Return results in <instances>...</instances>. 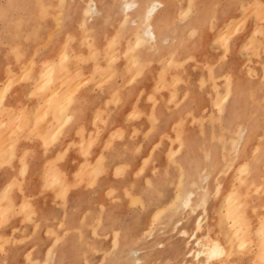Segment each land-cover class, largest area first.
<instances>
[{
  "label": "crops",
  "instance_id": "obj_1",
  "mask_svg": "<svg viewBox=\"0 0 264 264\" xmlns=\"http://www.w3.org/2000/svg\"><path fill=\"white\" fill-rule=\"evenodd\" d=\"M96 1L102 7V13L96 19L94 31H89V35H93L95 39L93 41L91 38L86 41L81 39L83 31L79 28L78 22L83 1L68 0L63 12L64 21L60 32L53 38L50 46L33 58L35 64L32 71L27 74V81L14 83L2 100L4 109L1 108V111L4 110V114L0 111V116L8 114V118L5 116L3 121L5 118L7 120L0 121L3 122V125H0V149L4 148L0 150V199L2 198L0 209L4 205L3 211L12 210H9V221L0 228V234L10 239L25 237L27 240H38L37 255H43L53 239L52 235L46 234L48 229L59 231V223L69 224L71 227L75 225L79 220L81 209L86 206L83 203L93 199L94 196L100 199L97 201H103L110 185L119 186L121 189L122 183L129 180L134 182L133 190L139 194L144 192L145 177H149L155 185L165 181L162 177L161 180L154 178L152 169H157L155 172L160 176L165 174L175 176L177 170L169 162V157L176 148L178 149L176 129H179L180 137H178L181 141L184 139L187 145L185 154L191 151L188 144L191 141L186 134L188 132L183 130V122L175 117L176 109L173 106L175 101L171 100L173 93L170 89L162 91L156 89L158 61L163 58L168 59V55L170 56L168 60L171 61L175 48L173 57L179 61L190 55L195 57L196 61H204L201 57V49L209 39L210 30L214 31L210 25H219L218 0H163L164 7L154 20L155 29L161 36L158 39L161 47L159 51L148 43L139 47L136 45V39L132 37L135 26L121 23L122 0ZM42 27L41 32H46L53 27V24L46 23ZM65 35L72 38L69 47L74 52L81 51L86 58L88 57L86 49L89 46L87 42H92L94 47L102 49L99 63L106 68L104 71L108 69L106 66L110 65L111 55L105 53V49L110 45L112 48H119L121 58L115 63L117 74L111 78H108V73L104 71L91 75L93 65L92 62H87L81 66L85 75L82 79L78 76L80 72L76 71L75 59H72L55 73L53 85L39 88L38 83L41 84L43 80L38 76L43 68L42 61L47 58L56 59V52L61 49L62 44L64 45V39L68 38ZM163 36H167L168 39L164 41ZM115 42L116 47H114ZM129 45L136 48V53L138 51L141 54L128 55L131 63H133L131 57L135 55L140 60V65L132 69V72L128 71V61L122 57L124 56L122 52ZM33 47L31 46L27 54V64ZM209 60L211 63L214 62L213 54ZM5 65L6 61L0 60L1 83L6 77ZM174 74V71L169 73L166 80L169 81ZM90 77L92 78L89 79ZM83 81L85 83H81ZM72 82L74 85L70 84ZM59 83L62 85L59 86ZM190 94V98L197 96L196 93ZM182 96L183 88H179L177 100H181ZM190 108L194 112L200 110L199 105L193 102ZM178 110L179 113H183V103ZM20 114L22 117L18 119ZM14 117L17 120H13ZM47 125L49 127H46ZM185 128L190 126L187 125ZM179 150L183 153V147ZM145 159L148 161L144 165L142 163ZM181 162L183 163V157ZM141 168L143 172L133 178V174ZM118 172L119 175H116ZM89 181L93 183L92 186L88 185ZM167 181L169 183L170 179ZM68 186L69 190H67ZM263 204L264 196L253 199L249 205V217L253 219L251 224L253 223L254 226L253 232L249 229L246 240L251 237L249 233H252V237L255 234V239H258V231L255 230H258L256 226L259 225V220L258 217H253L251 212L256 206ZM260 213L264 216V211ZM193 219L194 217L189 226L185 224L187 228L193 227ZM216 220L218 227L220 221L218 215ZM209 229L207 225V230L199 231L198 234L203 235L208 232L212 236L218 232L217 230L214 233ZM186 239L184 237V240ZM31 245V243L26 244L21 254ZM236 246L237 251L245 249L237 244ZM255 248L254 252L260 251L258 250L260 248ZM233 262H235L233 264H246V258L233 259Z\"/></svg>",
  "mask_w": 264,
  "mask_h": 264
},
{
  "label": "rangeland",
  "instance_id": "obj_2",
  "mask_svg": "<svg viewBox=\"0 0 264 264\" xmlns=\"http://www.w3.org/2000/svg\"><path fill=\"white\" fill-rule=\"evenodd\" d=\"M260 1L259 3V0H218L219 25H210L214 31L210 30L209 39L201 49L203 62L196 61L191 55L175 64H167L169 58L158 61L160 70L156 89L158 91L171 90L173 93L171 100L175 101L173 103L176 109L175 117L178 121H183V130L188 132L186 134L191 141L188 143L191 151L185 154L187 145H181L177 136L179 129H176V140L179 147L169 157V162L177 170L175 176L166 174L160 176L155 172L157 169H153L154 178L161 180L162 177L165 181H160L159 185H155L149 177H145L142 199L136 198L135 194L138 193L133 190L135 184L129 180L122 183L121 189L119 186L110 185L103 201H97L100 199L93 195V199L83 203L86 206L81 209L79 220L75 225L71 227L69 224L59 223V231L53 229L46 231V234L52 235L53 239L43 255L36 254L38 240H27L25 237L10 239L0 234V264H46L51 252L54 254V259H60V264H133L132 257L136 258L137 255L132 254V257L126 255L129 248L140 250L138 253L141 258L140 264H192L190 263L191 257L186 256L190 244H187L184 237L177 234L178 232L172 227L173 222L181 218L180 211L173 205L166 204L175 193L182 167L184 171L190 173L189 177H191V174L200 166L209 164L212 173L209 190L212 192L216 181L222 183L220 192L217 195L211 193L209 197L205 228L202 230H207V225H209L212 232H217V215L219 211L222 210L224 214L226 210V207L221 206L220 200L226 189L232 187L242 193L243 204L239 209L242 211V217L244 216L250 232H253L254 224H251L253 219L249 217V205L253 199L264 196V7L258 10L264 5V0ZM67 2L68 0H0V60L6 61V68L18 70L21 81H27V74L32 71V66L35 64H33V58L41 50L50 46L53 38L60 32L64 21L63 11L67 7ZM259 4L262 5L258 6ZM46 23H52L53 27L46 32H41L42 26ZM79 28L83 31L82 27L79 26ZM221 30L222 34L219 32ZM83 36L84 41L90 38L87 31H84ZM229 36H231L230 39ZM71 39L68 37L65 43L72 57L69 56L63 62L61 60V63L59 61L60 65L57 69L60 71L65 63L75 59L77 70L82 74L79 76L83 79L85 75L82 73L81 66L87 62H92V65L95 62L99 63L102 49H96L97 53L94 55L95 49L87 47V61L84 56L76 60L73 56V49L69 47ZM31 46L34 47L28 69L26 67L27 54ZM110 48L105 49L112 55H110L112 59L109 63L115 61L110 64L111 68L108 67V69H114L107 72L108 78L117 74L115 63L121 58L120 49L111 48L112 51H110ZM212 54L214 55L213 63L209 60ZM122 57H126L125 60L128 61V71L137 67L130 62L129 57L126 55ZM21 68L23 69L20 70ZM20 71L24 73L21 74ZM94 71L91 75H94ZM173 71L175 74L171 75L170 80L167 81L166 77ZM102 72L100 70L94 73ZM227 74L230 75L232 85L235 87L234 92L228 100L218 105L214 102L215 92L219 91L222 96ZM179 88H183V96L178 101ZM190 93H196L197 96L190 98ZM192 102L199 105L198 112L190 108ZM181 103H183V113H179L178 110ZM238 122L246 126L247 140L241 146L240 153L236 155L231 150V136ZM187 125L190 128H185ZM183 133L185 135V132ZM255 146H257L256 150L253 149ZM182 147L183 153L179 150ZM182 157L183 163L181 162ZM244 157L249 159L251 166L247 171H240L238 162ZM255 159L257 162H253ZM147 161L145 159L143 164L145 165ZM141 172H143L142 168L133 174V178ZM252 178L254 184L251 183ZM169 179L170 182L167 183ZM88 185L92 186L93 183L90 182ZM0 200L2 201V198ZM154 204L161 205L160 208H162L158 210ZM261 206H256L255 211L251 212L253 217L257 218V214H262L260 212L264 211V204ZM9 210L2 214V209H0V228L8 223ZM155 212L156 214L152 215ZM98 213L101 217L99 221L96 219ZM228 216L226 220L230 221V216ZM186 217L183 225L189 226L194 215L189 214ZM118 227L122 228L123 232H121L119 245L114 247L113 235ZM30 243L31 247L21 254L25 245ZM254 247L255 245H248L247 248L236 251L232 258L234 260L246 258V264H263L264 261L261 260L260 254L264 253V250L262 251L264 244L261 245L259 252H254ZM84 259H87V262Z\"/></svg>",
  "mask_w": 264,
  "mask_h": 264
},
{
  "label": "bare ground",
  "instance_id": "obj_3",
  "mask_svg": "<svg viewBox=\"0 0 264 264\" xmlns=\"http://www.w3.org/2000/svg\"><path fill=\"white\" fill-rule=\"evenodd\" d=\"M63 1V0H61ZM83 1V4L81 6V13H80V20H79V26L83 28V33L84 31H94L95 29V25H96V19L99 15H101L102 13V7L98 5L97 1L96 0H82ZM261 1L259 0V3ZM121 4V9H122V14H123V17H122V24L125 25V24H130V25H134L135 28H134V31L132 32V37L135 38L137 40H135V43L136 45L139 47L141 45H143L144 43H148V44H151L154 47V49L156 51H159L161 50L160 46H159V43H158V39L161 37L159 35V33L157 32V30L155 29V26H154V20L157 16V14L163 9L164 7V1L163 0H122V2L120 3ZM262 4H259L258 6H260ZM120 6V5H119ZM241 7V6H240ZM262 8L259 7L258 10H262L264 5L261 6ZM65 10V9H64ZM120 10V9H119ZM251 10V9H250ZM264 10V9H263ZM59 12V11H58ZM64 12V11H63ZM55 17V16H54ZM262 17V16H261ZM257 18V17H256ZM263 18V17H262ZM59 19V18H58ZM229 22H227L228 24ZM161 24V23H160ZM226 24V23H225ZM226 24V25H227ZM56 25V24H55ZM225 25V26H226ZM229 25V24H228ZM161 27V26H160ZM228 27V26H227ZM221 28V27H220ZM223 28V26H222ZM133 29V28H132ZM225 29V27H224ZM159 30V29H158ZM220 34H222V30L219 31ZM68 33V32H67ZM224 33V31H223ZM82 34V33H81ZM164 34V33H163ZM227 34V32H226ZM232 34V33H230ZM88 35V34H87ZM119 35V34H118ZM229 34H227L228 36ZM66 36V35H65ZM69 36V34H68ZM66 36V37H68ZM83 35H81L82 37ZM85 36V35H84ZM83 36V37H84ZM227 36H225V40H227ZM64 37V38H66ZM71 37V36H70ZM86 37V36H85ZM89 37L91 38V40L93 41L95 38L93 35H89ZM117 37V36H116ZM164 37V36H163ZM231 36H229V39H230ZM26 38V37H25ZM89 38V39H90ZM253 38V37H252ZM68 39V38H67ZM67 39H64V40H67ZM82 39V38H81ZM84 39V38H83ZM113 39V38H112ZM164 41H166L168 39L167 36H165L164 38ZM217 39V38H216ZM87 40V39H86ZM117 40V38H116ZM126 41V40H125ZM217 41V40H216ZM134 42V40H133ZM220 42V41H218ZM249 42V41H247ZM70 43V41H69ZM113 43V42H112ZM86 44H88V48L90 49H95L94 50V55H96L97 51L96 47L93 46V43L91 42H87ZM85 44V45H86ZM108 44V43H107ZM114 44V43H113ZM116 42H115V46L116 47ZM130 44V43H129ZM106 46V44H104ZM132 45V43H131ZM131 45L127 46V48L122 52L123 55H126L128 57V55L130 54H133V53H136V48H132ZM134 45V46H136ZM15 46V45H14ZM104 46V47H105ZM111 46V45H110ZM109 46V47H110ZM133 46V45H132ZM246 46V45H245ZM264 46V45H263ZM146 47V45H145ZM229 47V46H228ZM13 48V47H12ZM107 48V47H106ZM112 48V47H111ZM110 48V49H111ZM89 49V50H90ZM109 49V50H110ZM113 49V48H112ZM112 49L110 51H112ZM229 49V48H228ZM104 50V48H103ZM108 50V51H109ZM119 50V48H118ZM242 50V48H241ZM74 51V50H73ZM92 52V50H90ZM117 51V50H116ZM176 51V48L173 49V53ZM99 52V50H98ZM104 52V51H103ZM105 52H107L105 50ZM89 53V51H88ZM108 54L110 52H107ZM138 53V51H137ZM136 53V54H137ZM173 53H172V56L170 58L171 61L168 60V64H175L177 62H181V61H178L177 59H175L173 57ZM84 53H82L81 51H76L73 53V56L74 58L76 57V60H78L77 58H82V56ZM91 54V53H89ZM113 54V53H112ZM139 54V53H138ZM104 55V54H103ZM121 55V53H120ZM141 54H139L140 56ZM55 58L56 59H50V58H47V59H44L42 61V69L40 71V75L38 76H41V78L43 79L38 85H39V88H44V87H47V86H51L54 84V78H55V73L58 71V67L61 63V60L62 62L67 60L69 58V51L67 49V46H66V43H64V45L62 44V48L59 49L56 54H55ZM109 56V55H108ZM112 56V55H111ZM72 57V56H70ZM170 56L168 55V58ZM104 58V56H103ZM126 58V57H125ZM133 58V59H132ZM220 58V57H219ZM84 59L86 60V56L84 57ZM90 59V57L88 58ZM111 59L110 58V61L111 62ZM114 59V58H113ZM117 59V58H116ZM30 60V59H29ZM118 60V59H117ZM131 60H133V65L137 66V65H140V60H139V57L137 55L131 57ZM185 60V59H184ZM183 60V61H184ZM60 61V63H59ZM80 61V59H79ZM87 61V60H86ZM84 61V62H86ZM115 61V60H114ZM114 61L112 63H114ZM127 61V59H126ZM165 61V60H164ZM28 63V61H27ZM82 63V61H81ZM110 63V64H112ZM126 63V62H125ZM23 64V63H21ZM30 64V63H29ZM27 64V65H29ZM34 64V62H33ZM64 64V63H63ZM165 64V62H164ZM180 64V63H179ZM7 65V63H6ZM5 65V66H6ZM10 65V64H9ZM24 65V64H23ZM26 65V67L28 68V66ZM76 65V63L74 64ZM127 65V64H126ZM193 66V65H192ZM34 67V65L32 66ZM77 67V66H76ZM75 67V68H76ZM106 67H110L111 68V65H107ZM211 67V66H209ZM24 68V67H23ZM23 68H21L20 70H22ZM26 68V70H27ZM93 70H95L96 72H100L101 71H104V69L106 68H103V66H101V64H99L98 62H95L93 64ZM161 68V67H160ZM29 69V68H28ZM165 69V68H163ZM161 69V70H163ZM167 69V68H166ZM6 72V77L4 78L5 81L3 83L0 82V111L2 110L1 108L4 109V106L2 107V100L6 94V92L11 88V86L14 84V83H17V82H20V73L18 70H13L11 68H6L5 69ZM25 70V71H26ZM71 70V69H70ZM109 70L111 69H107V71H104V72H108ZM114 69H112L111 71H113ZM160 70V69H159ZM208 70V68H207ZM39 71V70H38ZM78 71V70H76ZM94 71V72H95ZM165 71V70H164ZM21 74L22 71H20ZM75 72V71H74ZM80 72L81 74V71H78V73ZM93 72V74H95ZM132 72V71H131ZM135 72V71H134ZM83 73V72H82ZM112 73V72H111ZM115 73V72H114ZM228 73V72H226ZM70 74V72H69ZM77 74V72H76ZM78 74V76L80 75ZM99 74V73H98ZM106 74V73H105ZM134 74V73H133ZM132 74V75H133ZM138 74V73H136ZM263 74V73H262ZM60 75V74H59ZM82 75V74H81ZM180 75V74H178ZM256 75V74H255ZM254 75V76H255ZM30 76V75H29ZM87 76V75H86ZM100 77L102 75H99ZM111 76V74H110ZM81 77V76H80ZM99 77V78H100ZM161 77V76H160ZM92 77H90L89 79H91ZM110 78V77H109ZM30 79V78H28ZM38 79V78H37ZM59 79V78H58ZM164 79V78H162ZM183 79V78H182ZM40 80V79H38ZM56 80V79H55ZM60 80V79H59ZM130 80H131V77H130ZM165 80V79H164ZM62 81V80H61ZM92 81V80H91ZM99 81V80H98ZM157 81V80H156ZM155 81V82H156ZM76 82V81H75ZM85 82L87 83V81L85 80ZM84 81L81 82V83H85ZM96 82V81H95ZM94 82V83H95ZM105 82V81H104ZM163 82V81H162ZM166 82V81H165ZM164 82V83H165ZM63 83V82H62ZM61 83V85H62ZM77 83V82H76ZM99 83V82H98ZM97 83V84H98ZM127 83V82H126ZM70 84H73L70 83ZM60 83H59V86H61ZM74 85V84H73ZM72 85V86H73ZM37 86V85H36ZM35 86V87H36ZM77 86V85H76ZM165 86V85H164ZM65 87V86H63ZM62 87V88H63ZM71 87V85H70ZM50 88V87H49ZM53 88V87H52ZM58 88V87H57ZM215 88V87H214ZM234 88L233 85H232V81L230 79V75L227 74L226 76V86H225V89H224V92L222 93V96H220V92H215V99H214V102L218 103V105H220L223 101L225 100H228L230 98V96H232L233 92H234ZM33 89H34V86H33ZM32 89V90H33ZM68 89V88H67ZM72 89V88H71ZM65 93V92H64ZM113 93H117V92H113ZM112 93V94H113ZM31 94V93H30ZM40 94V93H38ZM37 94V95H38ZM44 94V93H43ZM50 94V93H48ZM149 94V93H148ZM209 94V93H208ZM62 95V94H61ZM118 96V95H117ZM47 97V95H46ZM138 97V96H137ZM136 97V98H137ZM135 98V99H136ZM61 99V98H59ZM58 99V100H59ZM112 99V98H111ZM64 100V99H63ZM111 101V100H110ZM117 101V100H116ZM115 101V102H116ZM179 101V100H178ZM114 102V103H115ZM137 102V101H136ZM59 102H57L58 104ZM61 103V102H60ZM63 103V101H62ZM107 104V103H106ZM134 104V103H133ZM214 104V103H212ZM65 105V104H64ZM176 105V104H175ZM217 105V104H216ZM46 107V106H45ZM44 107V108H45ZM10 108V107H9ZM134 108V107H133ZM136 108V107H135ZM230 108H232L230 106ZM6 109V108H5ZM20 109V108H19ZM25 109V107L23 106V110ZM43 109V108H42ZM98 109V108H97ZM220 111H222L221 108H219ZM103 110V109H102ZM139 110V109H138ZM203 110V109H202ZM4 111V110H3ZM1 111V113L3 112ZM13 111V110H12ZM17 111V110H16ZM19 111V110H18ZM36 111V110H35ZM51 111V110H49ZM48 111V112H49ZM140 111V110H139ZM7 112V110L5 111ZM48 112H47V117L49 116L48 115ZM52 112V111H51ZM49 112V113H51ZM69 112V111H68ZM131 112V110H130ZM190 112V111H188ZM14 113V112H13ZM12 113V115H14ZM22 113V112H21ZM59 113V112H58ZM132 113V112H131ZM187 113V112H186ZM211 113V112H209ZM4 114V112H3ZM6 114V113H5ZM36 114V113H35ZM39 114V113H38ZM52 114V113H51ZM130 114V113H129ZM11 115V117H12ZM25 115V113H24ZM53 115V114H52ZM5 116H7L8 118V114H6ZM3 116V117H5ZM37 116V115H35ZM199 116V115H198ZM3 117L0 116V121H3ZM9 116V118H11ZM17 117V116H16ZM22 117V114L18 115V119H20ZM24 117V116H23ZM39 117V116H37ZM46 117V118H47ZM66 117V116H65ZM94 117V116H93ZM206 117V116H205ZM25 118V117H24ZM72 118V117H71ZM181 117H179L180 119ZM198 119V117H196ZM13 120L16 119L15 117L12 118ZM65 120V118H63ZM183 120L185 118H182ZM194 119V118H193ZM200 119V118H199ZM198 119V120H199ZM203 119V118H202ZM5 120H7L5 118ZM4 120V121H5ZM10 120V119H9ZM9 120L7 121L9 123ZM12 120V121H13ZM17 120V119H16ZM63 120V121H64ZM3 121V122H4ZM11 121V122H12ZM62 121V122H63ZM2 122V123H3ZM6 122V123H7ZM94 122V121H93ZM183 122V121H182ZM2 123H0V125H3ZM20 123V122H19ZM60 123V122H59ZM176 123V122H175ZM35 124V123H34ZM49 124V123H48ZM5 125V124H4ZM16 125V124H15ZM14 125V126H15ZM40 125V123H39ZM38 126V125H37ZM45 126V124H44ZM60 126V125H59ZM46 127H49L48 125ZM14 128V127H13ZM36 129V128H35ZM38 129V128H37ZM41 129V132H42V127L40 128ZM39 129V130H40ZM45 129V128H43ZM81 129V128H80ZM99 129V128H98ZM4 130V129H3ZM2 130V131H3ZM55 130V129H54ZM53 130V132H54ZM178 130V129H177ZM264 130V129H263ZM6 131V130H5ZM4 131V132H5ZM10 132V130H8ZM6 131V132H8ZM79 131V130H78ZM123 131V130H122ZM20 132V131H19ZM38 132V131H37ZM40 132V133H41ZM118 132V131H117ZM246 132H247V128L246 126H244L241 122H238L234 128V130L232 131V136H231V147L233 150V152L237 155L238 153H240V148L241 146H243V144L245 143V141L247 140V135H246ZM78 133V132H76ZM116 133V131H115ZM114 133V134H115ZM145 133V132H144ZM119 134V133H118ZM7 135V134H6ZM5 135V136H6ZM18 135V134H17ZM37 135V133H36ZM41 135V134H40ZM50 135V133H49ZM52 135V134H51ZM113 135V134H111ZM1 136V135H0ZM35 136V135H34ZM179 133H178V135ZM219 136V135H218ZM2 137H4L2 135ZM22 137V136H21ZM29 137V136H28ZM178 137V140L179 142L182 144H185L184 142V139L183 141H181V139ZM259 137V136H257ZM262 137V136H260ZM13 138V136H12ZM10 137V139H12ZM41 138V137H39ZM44 138V137H43ZM175 138V136H174ZM3 139V138H2ZM259 139V138H258ZM257 139V140H258ZM73 140V139H72ZM84 140V139H83ZM3 141V140H2ZM16 141V140H15ZM14 141V142H15ZM259 141V140H258ZM11 142V141H10ZM71 142V141H70ZM73 142V141H72ZM81 142V141H80ZM109 142V141H108ZM2 143V142H1ZM4 143V142H3ZM2 143V144H3ZM17 143V141H16ZM49 144V143H48ZM7 145V144H6ZM68 145V144H67ZM179 147V145L177 146ZM3 148V147H2ZM1 148V149H2ZM257 146H255V148H253L254 150H256ZM0 149V150H1ZM4 149V148H3ZM224 149V148H223ZM45 150V149H44ZM177 148L174 150L176 151ZM24 151V150H23ZM26 151V150H25ZM173 151V153H174ZM4 152V151H3ZM223 153V152H222ZM7 154V153H6ZM207 154V153H205ZM235 155V156H236ZM234 156V157H235ZM6 157V156H5ZM9 157V156H8ZM209 157V156H208ZM58 158V157H57ZM258 159V158H257ZM257 159L253 160V162H255ZM249 159L247 158H242L241 161L238 162V168L240 171H247L249 169V166L250 163L248 161ZM86 161V160H84ZM175 161V160H174ZM1 162V161H0ZM25 162V160H24ZM177 162V161H176ZM257 162V161H256ZM50 163V162H49ZM233 163V162H232ZM1 164V163H0ZM143 164V163H142ZM122 165V164H121ZM229 165V164H228ZM232 164H230L231 166ZM119 166V165H117ZM264 166V164H263ZM46 167V166H45ZM156 167V166H155ZM224 167V166H223ZM42 168V167H41ZM157 168V167H156ZM237 168V166H236ZM89 169V168H88ZM235 169V168H234ZM45 170V169H44ZM90 170V169H89ZM88 170V171H89ZM139 170V169H138ZM153 170V169H152ZM155 170V169H154ZM228 169H226L227 171ZM79 171V169H78ZM63 172V171H62ZM220 172V171H219ZM88 173V172H87ZM155 173V172H154ZM226 173V172H224ZM50 174V173H49ZM83 174V172H82ZM123 174V173H122ZM211 167L209 166V164L207 165H203V166H200L198 169L195 170V172L193 174H191L192 176L189 177L190 173H187L186 171L183 170V167L181 168V171H180V174H179V177H178V180H179V183H178V186L175 190V193L167 200L166 204L167 205H173L176 209H178L180 211V214H181V218L180 219H177L175 222H173L172 224V227L173 229H175L181 236L183 237H186V241H187V244H190V249L189 251L187 252L186 256L187 257H191V262L192 264H233L235 262H233V258L232 256L234 255V253L237 251L235 250L236 249V244L239 245L240 248H247L246 246L250 245V246H257L258 248H261V245L264 244V216L262 214L258 215L257 214V217H258V220H259V225L256 226V229L258 230H255L258 231V239H255V234L253 235L252 237V233L249 234V237L250 239L249 240H246L247 237H248V232H249V226L246 224V222L244 221V216L242 217V211H240V206L243 204L242 200H241V197H242V193L238 190V189H235V188H232V187H229L226 189L225 193L222 195V199L220 200V203H221V206L223 207H226L225 209V212L224 214L222 213V210L219 211L218 213V217H219V225H218V234L216 233L215 235L213 234L212 236L207 232L203 235H199L198 232L199 231H202L203 228H205V214L208 210V203H209V197L212 194L214 195H217L220 190H221V187H222V183L220 181H216L215 182V185H214V188L212 190V192L209 190V180H210V176H211ZM218 175V174H217ZM233 175V173H232ZM231 175V176H232ZM90 176V175H89ZM216 176V175H215ZM237 176V175H236ZM189 177V178H187ZM82 178V177H81ZM216 177H214L215 179ZM45 179V178H44ZM149 179V178H148ZM236 179V177H235ZM77 181V179H76ZM75 181V182H76ZM91 181V180H90ZM89 181V182H90ZM234 181V180H233ZM73 182V184L75 183ZM251 183L254 184L253 182V178L251 180ZM46 184V183H45ZM87 184V183H86ZM232 185V184H231ZM250 185V184H249ZM233 186V185H232ZM236 186V185H235ZM248 187V186H247ZM18 188V187H17ZM69 190V186H68V189ZM128 191V190H126ZM254 191V190H253ZM262 192V191H261ZM108 193V192H107ZM129 193V192H128ZM144 193V192H142ZM142 193H139V194H135L137 195L136 198H141V197H144ZM249 193V192H248ZM1 197V196H0ZM133 197V196H132ZM243 198V197H242ZM142 199V198H141ZM245 199V198H244ZM245 201V200H243ZM246 202V201H245ZM143 203V202H142ZM247 203V202H246ZM30 204V203H29ZM28 205V204H27ZM26 205V206H27ZM4 206V205H3ZM3 206L1 209H3ZM23 206V205H22ZM21 206V207H22ZM155 207L159 209L161 205H156L154 204ZM220 206V205H219ZM1 207V205H0ZM263 207V206H261ZM8 208V207H7ZM256 208V207H255ZM8 210V209H7ZM5 210V211H7ZM12 210V209H11ZM10 210V211H11ZM3 211V210H2ZM3 211L4 213L2 214H5L7 212ZM34 211V210H33ZM255 211V210H254ZM9 212V211H8ZM244 212V211H243ZM18 214V213H17ZM155 213H153L152 215H155ZM189 214H193L194 215V219H193V227L192 228H187L186 225H183L185 220H186V216H188ZM225 215H229L228 217L231 219L230 221H227L226 218L227 216ZM207 216V215H206ZM263 216V217H262ZM4 217V216H2ZM259 217H262L259 219ZM6 218H8V216H6ZM100 213L97 214L96 216V219L97 221L101 220L100 219ZM228 218V220H229ZM2 219V218H1ZM3 220V219H2ZM257 220V221H258ZM4 221V220H3ZM152 223V222H151ZM218 224V223H217ZM251 225V224H249ZM95 226V225H94ZM47 228V227H46ZM76 229V228H75ZM117 230L114 232V247L118 246L120 241H121V236H122V233L123 232V229L118 227L116 228ZM207 229V228H206ZM67 230V229H65ZM64 230V231H65ZM210 230V229H209ZM68 231V230H67ZM147 231V230H146ZM160 231V230H159ZM211 231V230H210ZM110 233H112L110 230H109ZM145 232V231H144ZM254 232V233H255ZM108 233V232H107ZM106 233V234H107ZM105 235V234H104ZM257 235V233H256ZM101 236V235H100ZM60 240V239H59ZM247 243V244H246ZM160 245H163L162 243H159ZM158 245V244H157ZM91 246V245H90ZM159 246V245H158ZM49 247V246H48ZM256 247V248H257ZM255 248V247H254ZM255 248V249H256ZM94 249V248H93ZM96 249V248H95ZM97 250V249H96ZM258 250H261V249H258ZM264 250V248H263ZM262 250V251H263ZM47 251V250H46ZM54 251V250H53ZM140 251V250H139ZM138 249L136 248H129L128 251H126V255L128 256H133L132 254H136L137 257L134 258V256L132 257V263L133 264H140L141 263V258L139 257L138 253H139ZM50 254V253H49ZM116 255V254H115ZM261 260L264 261V253L262 252L261 254ZM259 257V256H258ZM85 260V259H84ZM87 260V259H86ZM85 260V261H86ZM187 261V260H186ZM47 262V261H46ZM87 262V261H86ZM46 264H60V259L56 260V258L54 259V254L51 252V255H50V258L48 260V262Z\"/></svg>",
  "mask_w": 264,
  "mask_h": 264
}]
</instances>
